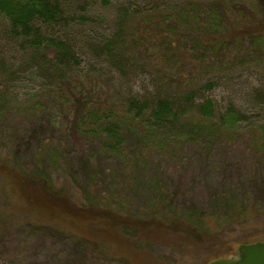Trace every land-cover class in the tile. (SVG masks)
Returning a JSON list of instances; mask_svg holds the SVG:
<instances>
[{
    "label": "trees",
    "instance_id": "1",
    "mask_svg": "<svg viewBox=\"0 0 264 264\" xmlns=\"http://www.w3.org/2000/svg\"><path fill=\"white\" fill-rule=\"evenodd\" d=\"M104 8H112L117 13V32L112 38H105L106 43L100 46L94 39L97 37L94 29L98 30L105 19L101 14ZM86 25L93 29L86 30ZM131 27H135V33ZM79 28L84 29V35H80ZM132 47L141 50L140 55L145 56L147 63L152 64L168 83L178 86L184 78L176 72L186 66V59L201 70L212 68V65L222 69L226 64L228 70L256 63L264 58V0H0V140L12 146L15 156L22 154L23 145L27 148L36 146V154L29 161L35 167L18 173L19 169L14 167L17 164L12 163L14 168L7 172L11 192L21 198L22 212L37 218L53 215L88 223L92 229L80 231L75 237V242L80 245L84 240L94 249L121 250L126 246L134 253L148 256L152 253V245L164 241V236H171L159 234L161 232H180L182 238L196 243L219 233L220 230H213L214 222L229 227L263 215L264 206L256 198L260 194L264 199V179L253 180L249 186L239 183L230 188H217L211 195L209 211L196 203H180L176 192L159 186L155 180L148 182L134 178L136 191L142 188L141 192L146 194L147 205L131 211H123L117 203L103 201L104 198L93 194L87 197L86 207L77 206L65 191L54 187L48 172L52 163L51 148L47 154L45 139L48 136L44 137V134L48 132V125L55 127L59 116L51 114L50 98L39 100L30 107L20 103L19 85L32 74L39 75L42 90L58 94L52 102L60 109L59 119L67 120L74 130L81 131L88 139L98 135L90 125L103 128L101 135L105 145L102 151L112 156H121L124 140L138 135L139 128L144 131V136L135 138L138 139L135 141V146H139L137 149L143 147V151H147L155 146L157 151L166 152L174 149L167 143L173 132H179L187 139L212 140L220 136L232 137L251 122L245 111L230 105L220 116L218 125L204 126L201 122L189 121L192 126L189 127L187 121L183 122L189 112L191 98L187 97L184 104L167 97L154 101L133 98L123 103L122 112H111L106 117L99 108H89L92 100L88 90L95 88L84 82L77 72L84 49L97 59H111L114 64L119 62V69L124 74L130 68L128 55ZM211 61L214 64L209 65ZM196 108L206 118H213L215 110L211 101ZM18 110L43 123L37 121L21 133L15 131L11 119ZM80 123L85 124L82 127ZM5 129H10L12 134L5 136ZM156 131L165 139L159 138ZM154 134L159 144L153 141ZM137 149L131 162L128 161L134 173L146 163V156L142 157V152ZM78 157V165L93 188L102 183L108 186L114 183L112 175L108 176L101 167L91 169L93 153ZM249 187L255 188L258 196L246 202L241 198ZM36 226L51 230L48 226ZM121 256L128 261L124 254Z\"/></svg>",
    "mask_w": 264,
    "mask_h": 264
},
{
    "label": "rangeland",
    "instance_id": "2",
    "mask_svg": "<svg viewBox=\"0 0 264 264\" xmlns=\"http://www.w3.org/2000/svg\"><path fill=\"white\" fill-rule=\"evenodd\" d=\"M101 14L105 19L97 27L98 30L94 29L97 34L94 39L96 38L95 41L100 46L106 43L105 38H112L117 32L115 10L104 8ZM86 27V30L93 29L87 25ZM131 30L135 33V27H131ZM78 31L81 36L85 33L83 28ZM83 52L77 72L84 82L95 88L88 90L91 91L89 95L92 100L89 108H99L104 117L111 112H122L123 103L133 98L154 101L167 97L183 104L187 98H191L188 101L189 112L183 117V122L187 121V124L194 121L201 122L204 126L218 125L220 116L230 105H236L245 111L251 122L243 125L232 137L220 136L211 138L212 140L203 137L187 139L181 133L173 132L169 134L167 143H171L174 149L166 152L157 151L155 146L147 151H143V147L137 149L139 146H135V141L138 139L135 138L144 136V131L139 128L138 135L124 140L121 156H112L102 151L105 145L101 135L103 128L90 125V128L97 130L98 135L88 139L81 131L74 130L67 120L59 119L60 109H56L52 102L58 94L54 95L52 90H42L43 82L39 75L32 74L25 83L19 85L17 91L20 94V103H27L30 107L39 100H52L50 112L59 117L55 127L48 125V132L44 134V137L48 136L45 139L47 154L50 148L52 154L48 172L54 187L65 191L74 205L86 207L87 197L97 195L104 198L103 201L117 203L118 208L123 211L142 209L147 205L144 197L146 194L141 192L142 188L136 191L137 185L133 182L134 178H140L148 182L155 180L159 186H166L170 192H176L180 203H196L209 211L211 195L217 188H230L239 183L249 186L253 180L264 179V58L256 63L228 70V65L223 63L222 69L212 65V68L201 70L199 66L189 62L190 59L181 58L180 60H185L186 66H182L180 72L177 69L176 73L184 78L182 85L178 86L173 85V82L168 83L161 73L153 69L152 64L147 63L145 56L140 55L141 50H135V47L129 51L130 68L124 74L119 69V62L116 65L111 59H97L88 49ZM211 64H214L213 61L209 65ZM174 74L173 72V76H176ZM209 81L213 82L212 85L207 84ZM206 101H211L214 105L213 118L208 119L198 113L196 106ZM83 113L82 115L86 114ZM12 116L11 126L20 133L37 121L43 123L36 117L24 115L20 110ZM188 126L192 127L190 124ZM88 130L86 128L85 131L89 132ZM9 134H12L11 130L5 129V136L8 137ZM155 134L165 139L161 133L156 131ZM155 134L152 136L153 141L159 144ZM136 149L137 152H142V157L146 156V163L134 173L131 166H128V161L131 162ZM12 150L14 151L12 146L0 140V166H4V169H0V264H209L220 258L237 256L238 247L241 245L264 242L262 213L256 219L235 223L229 227L214 222L213 230L218 229L219 233L210 235V238L204 237L196 243L182 238L180 232H161L159 234L171 236H164V241L152 245L150 256L146 253H134L126 246L121 250L94 249L84 240V244L80 245L75 242V237L80 231L92 229L90 225L87 226L88 223L85 225L74 222L73 219L55 218L53 215L37 218L22 212L21 198L11 192L7 172L14 167L19 169V172L16 169L18 173L35 167L29 161L36 154V146H21L20 156H15ZM92 153L94 157L90 164L91 169L101 167L108 176L112 175L115 181L111 186L100 183L101 185L93 188V184L88 182L80 169L78 156H89ZM12 163L17 165L13 167ZM250 187L241 198L246 202L253 201L258 196L255 188ZM259 196L256 200L264 206L263 196ZM36 225L48 226L52 231L38 229ZM122 254L128 261L122 258Z\"/></svg>",
    "mask_w": 264,
    "mask_h": 264
},
{
    "label": "water",
    "instance_id": "3",
    "mask_svg": "<svg viewBox=\"0 0 264 264\" xmlns=\"http://www.w3.org/2000/svg\"><path fill=\"white\" fill-rule=\"evenodd\" d=\"M209 264H264V242L241 245L237 256L220 258Z\"/></svg>",
    "mask_w": 264,
    "mask_h": 264
}]
</instances>
